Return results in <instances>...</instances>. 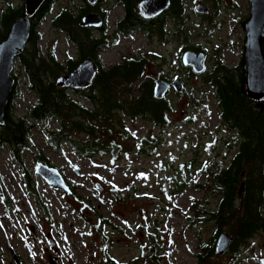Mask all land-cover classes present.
<instances>
[{"label":"rangeland","instance_id":"rangeland-1","mask_svg":"<svg viewBox=\"0 0 264 264\" xmlns=\"http://www.w3.org/2000/svg\"><path fill=\"white\" fill-rule=\"evenodd\" d=\"M198 1L184 0L187 43L180 41L181 34L166 37L155 30L148 38L136 30L129 38H108L98 52L105 67L127 55L154 52L158 58L150 61L147 74L183 79L185 91L168 96L174 106L168 115L169 127L152 126L145 118L127 119V128L119 130L125 153L116 160L110 154L82 156L68 146L63 152L56 151L46 144L41 126L31 128L23 163L7 148L0 151V264H108L106 252L131 264L196 263L199 234L208 241L218 227L199 222L192 211L193 202L198 201L199 210L208 198L214 205L217 196L210 183L202 190L190 186L178 189L177 177L190 172L183 166L192 161L193 166L206 161L226 163L232 154L228 141L234 140L235 133L220 119L213 88L203 74L215 59L221 58L230 69L241 64L244 24L250 16L249 0H202L209 7L206 13L191 9ZM22 4L24 0H0V13L8 5L16 8ZM67 5L74 13L79 7L90 6L84 0H58L52 14L37 27L42 53L53 51L60 62L66 56L77 58L76 46L51 26L55 13ZM109 5L114 6L115 0H104L103 7ZM122 9L111 10L109 31L115 28ZM91 31L99 37L96 30ZM196 43L206 54L207 69L201 74L182 63L184 52L193 50L190 46ZM17 61L14 74L19 89L11 108L16 118L35 102V96L24 88L25 76ZM55 126L50 123V128ZM153 135L158 143L148 152L150 147H144V142L152 141ZM45 159L60 169L72 188L69 195L35 176L37 164L46 163ZM24 171L33 175L37 195L25 189ZM209 178L193 177L203 183ZM4 195L13 208L6 206ZM96 224L103 231H98ZM223 231L231 233L229 227ZM150 233L157 234L159 263L142 258L143 247L151 246ZM206 264H264V233H257L235 252H215Z\"/></svg>","mask_w":264,"mask_h":264},{"label":"trees","instance_id":"trees-1","mask_svg":"<svg viewBox=\"0 0 264 264\" xmlns=\"http://www.w3.org/2000/svg\"><path fill=\"white\" fill-rule=\"evenodd\" d=\"M134 2L137 0H125L129 12ZM57 3L58 0H46L31 18V38L17 62L25 76L24 88L35 96V102L28 106L22 116H13L11 108L19 89V78L14 74L16 84L5 123L0 126V151L7 148L19 163H23V153L29 149L32 139L31 128L41 126L46 144L56 151L63 152L68 146L82 156L110 154L116 160L125 153L120 131L127 128V119L145 118L152 126L162 129L170 126L168 115L174 110L172 101L155 98L154 80L147 74L150 61L158 58L157 54L127 55L121 61L105 67L98 60L102 39L94 37L90 28L80 24L82 17L92 11V7H79L74 13L71 5L62 6L55 13L51 26L62 31L66 39L76 46L77 58L66 56L64 62H60L53 51L43 54L38 46L41 37L37 27L52 14V8ZM24 15V4L16 8L8 5L1 11L0 42L7 37L12 21ZM185 16L184 0H171L167 12L159 20L147 23L135 13L132 25L149 30L151 37L155 30L166 37L181 34L180 41L187 43L190 38L185 27ZM190 48L197 52L204 51L197 43ZM89 57L99 64L90 86L72 90L58 85L57 80L61 75L73 72L79 63ZM160 77L165 79L162 75ZM203 78L213 88L220 119L234 131L235 138L228 141L232 154L226 163L206 161L193 166L192 161L190 166H183L189 168L190 172L177 177L178 189L190 186L202 190L210 183L212 193L217 196L214 205L208 203V198L199 210H196L198 201L193 202L192 211L196 219L199 222H212L218 227L208 241H204L199 234L195 264H206L214 256L216 240L225 227H229L233 235L230 252L237 251L257 233H264V99L259 101L248 95L243 60L235 69H230L221 58L215 59ZM51 122L55 123L56 128H50ZM151 138L152 141L146 139L144 142V147H150L148 152H153L158 143L157 135ZM45 160L53 166L49 160ZM204 175L210 177L206 183L193 179L194 176ZM23 176L25 189L37 195L33 175L24 171ZM242 183L244 190L240 195ZM113 191L119 193L118 189ZM4 203L8 208L14 207L7 195H4ZM95 226L98 231H103L98 224ZM191 227L195 228L196 225L192 223ZM150 237L151 246L149 249L143 247L142 258L149 263H159L157 234L150 233ZM106 256L108 264H131L120 261L108 252Z\"/></svg>","mask_w":264,"mask_h":264},{"label":"water","instance_id":"water-1","mask_svg":"<svg viewBox=\"0 0 264 264\" xmlns=\"http://www.w3.org/2000/svg\"><path fill=\"white\" fill-rule=\"evenodd\" d=\"M45 1L24 0L25 15L12 21L7 37L0 42V126L5 123L7 108L16 84L14 77L16 60L24 53L31 38V18L39 12ZM86 1L91 5L97 2V0ZM249 2L250 16L245 22L246 38L243 58L245 84L248 95L252 99L261 101L264 99V0H249ZM170 4L171 0H143L140 3V11L145 18H152L167 10ZM191 9L198 13H206L209 7L204 1L199 0L197 5ZM101 23L102 18L96 13L84 15L80 22L81 26L86 28H97ZM205 61L206 54L204 52L187 50L182 55V63L198 74L206 71ZM97 72L96 61L89 57L79 63L73 72L61 75L57 83L72 90L84 89L93 83ZM151 76L154 78L157 75L152 73ZM171 87L175 92L182 93L185 84L181 78H176L172 82L156 78L153 88L155 98L159 100L167 98ZM34 174L66 195H69L72 190L57 167L39 162ZM243 190L244 183L241 184L240 195ZM232 241V234L226 231L221 232L215 244L216 253L226 254Z\"/></svg>","mask_w":264,"mask_h":264},{"label":"flooded vegetation","instance_id":"flooded-vegetation-1","mask_svg":"<svg viewBox=\"0 0 264 264\" xmlns=\"http://www.w3.org/2000/svg\"><path fill=\"white\" fill-rule=\"evenodd\" d=\"M141 1H143V0H137L136 3L134 2V4L132 5V11L130 10V12L125 5V0H115L114 6L109 5L106 7H103L104 0H97V2L94 5H91L88 3L92 7V11H89L87 14L96 13V14L100 15L102 18V23L100 24L99 27L90 28V29L96 30L99 37L103 41L100 45V48L98 49V52L100 49L105 47L104 45L107 44V42L105 40H107L108 38L109 39H117L118 37L129 38V37H131V34L133 32H135L136 30L140 31L143 34H146V36L148 38H151V36H150L151 32L149 30H145V29L143 30L141 27H135L132 25L133 24V21H132L133 15L135 13L140 15V17L143 18V20H145V22L148 23L151 20H159L162 16L165 15V13L167 12L168 9L165 10L163 13H161L157 16H154L152 18H145L140 11ZM117 6H121L123 9H122V12L121 13L118 12V14L116 16L115 28L112 29L111 31H109V29H110L109 28V14H110L111 10H116ZM242 60H243V58H242ZM96 64H97V67L99 70V64L97 61H96ZM158 77H160V75H157L156 77H154L153 80L155 81V79ZM176 78H179V77H174V78L165 77V79L168 80L169 82H172ZM173 92H174V90L171 87L168 95H171Z\"/></svg>","mask_w":264,"mask_h":264},{"label":"snow or ice","instance_id":"snow-or-ice-1","mask_svg":"<svg viewBox=\"0 0 264 264\" xmlns=\"http://www.w3.org/2000/svg\"><path fill=\"white\" fill-rule=\"evenodd\" d=\"M0 227H2V225H0Z\"/></svg>","mask_w":264,"mask_h":264}]
</instances>
